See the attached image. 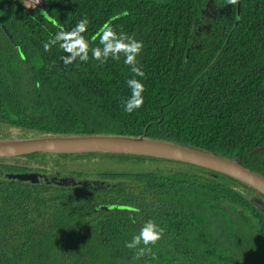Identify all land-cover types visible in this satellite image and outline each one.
<instances>
[{
	"label": "trees",
	"instance_id": "trees-1",
	"mask_svg": "<svg viewBox=\"0 0 264 264\" xmlns=\"http://www.w3.org/2000/svg\"><path fill=\"white\" fill-rule=\"evenodd\" d=\"M82 18L90 49L106 22L143 41L139 109L124 111L123 54L44 50ZM43 135L141 136L264 176V0H0V140ZM28 170L78 184L0 177V264H264V192L227 173L124 150L0 156V174ZM148 219L165 232L135 259L125 242Z\"/></svg>",
	"mask_w": 264,
	"mask_h": 264
},
{
	"label": "water",
	"instance_id": "water-1",
	"mask_svg": "<svg viewBox=\"0 0 264 264\" xmlns=\"http://www.w3.org/2000/svg\"><path fill=\"white\" fill-rule=\"evenodd\" d=\"M4 32L13 41L11 33L5 26L2 25ZM92 141L96 143H148V144H161L168 147L165 151H143V150H130V149H115V148H87V149H63L60 146L72 143H80ZM5 146L0 148V156H18L26 153L43 151V150H124L131 152H139L144 154H151L171 159H176L185 162H191L204 167L212 168L233 177H236L245 183L256 187L264 192V176H261L250 169L241 165L239 161L231 160L213 153H208L195 148H190L183 145L169 143L160 140L149 139L141 136H126V135H43L35 136L26 139H14L8 141L7 139L0 140ZM264 150V145L259 147ZM0 177L8 180L28 181L32 184H52V185H66L71 186L78 184V181H73L66 177H53L49 174L37 170L28 171H4L1 172ZM257 205L264 212V204L260 201Z\"/></svg>",
	"mask_w": 264,
	"mask_h": 264
},
{
	"label": "clouds",
	"instance_id": "clouds-1",
	"mask_svg": "<svg viewBox=\"0 0 264 264\" xmlns=\"http://www.w3.org/2000/svg\"><path fill=\"white\" fill-rule=\"evenodd\" d=\"M238 2L239 0H226V3L232 6H236ZM123 14L126 15L127 13ZM88 23L87 18H82L71 30H65L62 26L57 25L59 31L49 36L48 41L43 44L44 50L50 51L53 45L59 44L64 52L70 53V55L61 56L60 58L65 65L72 64L77 61V58H79V61L87 62L89 51H91L92 57L100 61L101 64L107 62L110 57L113 60H119L121 54H123L124 64L130 66L133 73V77L127 80L131 96L124 101V111L130 114L139 109L144 103L142 96L145 90L144 84L135 78L145 76L137 61V57L144 47L143 41L137 40L123 31L117 33L111 23L106 22L100 26L97 33L92 37L93 41L98 38L102 47L98 46L90 49L89 43L83 35L87 31ZM113 207L118 209L119 205ZM135 211H139V209H135ZM164 232V227L158 225L155 220L148 219L143 223L138 234H135L131 241L125 242V247L136 250L134 258L138 259L146 254H151L152 250L148 246L155 245L162 238Z\"/></svg>",
	"mask_w": 264,
	"mask_h": 264
},
{
	"label": "bare ground",
	"instance_id": "bare-ground-1",
	"mask_svg": "<svg viewBox=\"0 0 264 264\" xmlns=\"http://www.w3.org/2000/svg\"><path fill=\"white\" fill-rule=\"evenodd\" d=\"M4 144L0 142V148H4ZM63 149H87V148H115V149H130V150H143V151H165L168 149L161 144H148V143H96L92 141L72 143L60 146Z\"/></svg>",
	"mask_w": 264,
	"mask_h": 264
},
{
	"label": "rangeland",
	"instance_id": "rangeland-1",
	"mask_svg": "<svg viewBox=\"0 0 264 264\" xmlns=\"http://www.w3.org/2000/svg\"><path fill=\"white\" fill-rule=\"evenodd\" d=\"M24 2H25L27 5H29V6L32 5L31 2H30L29 0H24ZM208 14L210 15L211 13L209 12ZM34 137H35V136H34ZM7 140H8V141H13L14 139H12V138H8ZM17 140H20V139H17Z\"/></svg>",
	"mask_w": 264,
	"mask_h": 264
},
{
	"label": "built area",
	"instance_id": "built-area-1",
	"mask_svg": "<svg viewBox=\"0 0 264 264\" xmlns=\"http://www.w3.org/2000/svg\"><path fill=\"white\" fill-rule=\"evenodd\" d=\"M24 2V0H22ZM31 2V4H38L41 2V0H39V2H37V0H29ZM25 3V2H24Z\"/></svg>",
	"mask_w": 264,
	"mask_h": 264
},
{
	"label": "flooded vegetation",
	"instance_id": "flooded-vegetation-1",
	"mask_svg": "<svg viewBox=\"0 0 264 264\" xmlns=\"http://www.w3.org/2000/svg\"><path fill=\"white\" fill-rule=\"evenodd\" d=\"M212 7H213V6L211 5V6H209V8H208V9L210 10V9H212ZM209 10H207V12H209Z\"/></svg>",
	"mask_w": 264,
	"mask_h": 264
}]
</instances>
